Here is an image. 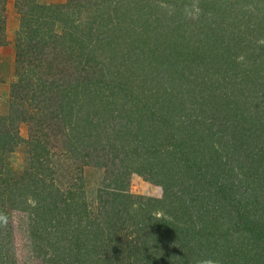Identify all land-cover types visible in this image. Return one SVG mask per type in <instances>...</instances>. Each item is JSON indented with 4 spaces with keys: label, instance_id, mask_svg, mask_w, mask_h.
<instances>
[{
    "label": "trees",
    "instance_id": "trees-1",
    "mask_svg": "<svg viewBox=\"0 0 264 264\" xmlns=\"http://www.w3.org/2000/svg\"><path fill=\"white\" fill-rule=\"evenodd\" d=\"M15 1L22 21L14 41L15 83L19 85L12 98L15 100L18 89L24 92L18 103L10 97V116L6 121L35 122L38 133L44 121H48V125H43L46 128L53 122L59 123L69 135L79 136L77 141L81 138L78 145L73 144L69 159L88 157L91 164L97 158V164L107 173L103 180L105 191L100 188L95 198L102 207H107L101 220L90 217L86 195H77L75 189L60 194V190L49 191L46 185L39 186L38 180L25 179L18 191L10 190L14 209L28 212L32 237L41 236L46 244L55 239L51 246L63 248L56 251L55 257L68 252L64 257L68 264H120L122 261L126 264L125 251L129 258L133 255L129 264H194L200 249H213L216 241L212 239L219 237V233L226 234L233 224L241 229L239 238L247 241L245 245H237L249 249L241 253L242 259L233 260L232 264H241L244 259L254 264L260 244L264 245V124L254 122L258 117L264 120V73H260L261 66H252L249 61L259 65L263 58H251L246 52L249 47L230 29V21H237L230 20L233 8L227 6L221 10L216 7L218 2L205 1L203 8L190 10L191 16L197 15L199 27L188 35L185 44L178 45L179 53L190 49L191 56L197 54L195 58L200 59L199 64L207 67L211 76L226 80L212 96L207 98L203 94L194 98V105L206 104L208 111L186 107L181 101L183 96L178 95L179 98L173 96L177 107L164 96L159 99V108L155 106L143 112L142 107H148L152 101L143 104L142 96L130 85L119 87L121 93L117 94L108 87L97 90L100 87L97 81L88 86L82 82L85 79H74L69 73L73 68L66 66L60 55L38 63L40 57L29 53L27 43L34 39L38 44L43 27H50L52 23L72 25L73 9L67 10L68 5H40L36 0ZM255 3L264 7V0H255ZM139 4L141 0L78 3L81 14L99 15L96 17L100 18L99 26H107L110 17L111 20L119 17L128 9L135 11ZM4 8V0H0V46L7 44ZM21 8L25 9L24 13ZM29 10L36 11L37 17ZM261 10L263 16L264 8ZM260 22L249 23L258 28L264 18ZM247 24L245 31L251 34ZM214 25L220 29L212 30L209 38L206 28ZM76 59L81 58L76 55ZM168 61L171 59L161 65H168ZM236 83H241V89L251 99L249 105L239 107L238 115L230 107L235 104L236 93L239 94ZM208 89L212 87L209 85ZM224 102L228 106L223 111ZM243 112L249 114L245 117ZM2 124V147L6 142L17 145L21 141L19 136L7 130L6 123ZM93 135L97 138L92 140L95 147L83 144ZM42 144L47 145L39 142L40 148ZM242 145L245 149L248 145L249 153L245 156L239 150ZM133 173L159 186L161 197L125 193L126 179ZM28 196L33 197V205L27 204ZM256 227L259 228L254 231ZM127 234L133 237H125ZM89 252L92 258L88 257ZM220 262L226 264L222 259Z\"/></svg>",
    "mask_w": 264,
    "mask_h": 264
},
{
    "label": "rangeland",
    "instance_id": "rangeland-1",
    "mask_svg": "<svg viewBox=\"0 0 264 264\" xmlns=\"http://www.w3.org/2000/svg\"><path fill=\"white\" fill-rule=\"evenodd\" d=\"M7 1L4 0L5 25L6 9L8 10V7H6ZM187 1L192 0H141V4L134 8L135 11L133 9L129 11L128 9L127 14L120 13L119 17L116 16L112 20L110 17V20H107V26L106 24L99 26L98 19L100 18H96L99 15L92 12L90 14L80 13L78 3L81 4L86 0H70L69 3L68 0H58V3H50V6L68 5L67 10L73 9L74 22L72 25L52 23L50 27H43L41 29L43 36L38 40V44L36 40H30V43H27V48L32 56L40 57L38 63H42L51 56L60 55V60L65 61L66 66L71 65L73 68L69 69V73L74 79L83 78L85 82H82L86 85L88 83V86L90 83H96L97 81L99 82L97 85L100 86L97 90H101V87L102 90L108 87L114 89L117 94L121 93L119 87L125 85L124 88H126L130 85L128 87L135 88L142 96L143 104L152 101V103L147 104L148 107H142L143 112H148V109H154L155 106L159 108L161 106L159 105V99L164 96L172 100V106L177 107L178 103L173 96L179 98L178 95L183 96L181 101L186 107H194L195 110H201L202 108L203 111H208L206 104H203V107L194 105V98H200L203 94L204 97H207V95L212 96L220 90L217 86L225 83L226 80L224 78L218 79L216 75L211 76L210 71L204 65L203 68L201 65L198 66L200 59L198 61L195 58L197 54L190 56L189 60L191 61L185 62V64L181 62L178 45L185 44L189 38L188 35L193 34L200 24L197 15H190V10L196 11L198 8H203L205 1L208 3L218 2L220 5L217 4L216 7L221 10L227 6L233 8L230 20L235 18L237 21H230V29L245 42V47H249L246 52L249 53L251 58H263L259 65H253V61H249V63L252 66H261L260 73H264V51L262 52L264 50V23L259 25L258 28L249 23L250 21L261 23L260 21L264 18V15L261 14L263 13L261 7H264L262 5L257 6L255 0H204L202 3L198 2L200 0H193L194 3H188ZM13 3L12 9L17 14L18 22V29L15 33V37H17L22 15L15 0H13ZM20 10L23 13L25 12L24 8ZM65 10L66 8H63V11ZM30 14L37 17L36 11H31ZM83 14L86 16L84 17ZM172 16H175L173 18L176 21L171 20L173 19ZM225 23L227 26L226 21ZM246 24L252 32L251 34L245 31ZM214 29L217 30L220 27L214 25L211 28H206L209 38L211 31ZM88 33L89 37L87 36ZM82 35L83 39H81ZM105 41H110L111 44H106ZM13 48L15 63L16 48L15 46ZM83 54H86L85 57H83ZM76 55L81 58L80 61L79 59L74 60ZM171 58L173 59L172 62L168 61L169 66L161 65L165 60ZM71 60L74 62H71ZM88 64L89 66H87ZM195 65L198 67H195ZM164 67L167 68L166 71ZM0 69L3 74L8 71L5 68ZM14 76L16 78L15 72ZM141 80L144 83H141ZM16 81L17 78L9 84L8 92L0 101V125L6 123L7 130L14 132L21 139L17 145L6 142L4 147H2L0 141V264H68V259L66 261L64 259L68 252L58 258L55 257L56 251L63 249H56L51 246L55 239L49 240L46 244L45 239L41 236L32 237L29 224L31 219L28 212L14 209L13 198L9 192L10 190L12 193L18 191L25 179L29 182L32 179L38 180L39 186L46 185L49 191L51 189L60 190V194H64L67 189H75L78 191L77 195H86L84 199L88 205L90 217L101 220L104 218L107 207H102L95 198L100 188L105 189L103 180H105L107 173L104 168L97 164V158L91 164L88 157L86 159L83 157L82 160L69 159L73 144L78 145L81 138L77 141L76 138L79 136L76 134L69 135L64 126L59 123L53 122L46 128L43 125H48V121H44V124L41 125L42 131L38 133V125L35 122L17 124V122L6 121L10 116V97L18 103L23 96L24 91L18 89L15 92V100L14 97L12 98L16 85H19L15 83ZM2 83H4V80L0 77V85ZM209 85L214 91L212 89L207 90ZM236 87L239 94L236 93L235 104L230 107L233 108L232 112L238 115L240 112L239 107L249 105L248 102L251 99L248 95H245L248 92L241 89V83H236ZM226 106L228 104L226 105L224 102L223 111ZM247 112H249V109ZM247 112H243L245 117L249 114ZM171 117L173 116L171 115ZM260 121L264 124L261 117L254 120V122ZM109 124L110 122H108ZM87 138L88 141H84L83 144H91L95 147L94 141L97 138L94 135ZM39 142H45L47 145L42 144L44 147L40 148ZM252 142L255 143V140H252ZM246 146V149L244 145L239 148V150H242L243 156L249 153L248 145ZM34 147H36V151L33 150ZM85 161L88 162L84 164ZM120 168L122 169V167ZM125 184H127L125 193L132 196L158 198L162 194L159 186L149 183L134 173L127 177ZM26 202L32 205L35 203L32 196H28ZM159 215L156 214L157 217ZM262 219L264 218L262 217ZM241 228L245 227L241 226ZM258 228L256 227L254 231ZM238 230H241L240 227L232 224L226 234L221 235L219 233V237L211 238L212 241H216V246L213 249L201 248L193 263L222 264L220 262L222 259L226 264H232L233 260L242 259L241 253H244L249 247H239L241 244L245 245L247 241L244 238H239ZM125 237L131 238L133 235L127 234ZM240 237H243V235ZM235 238L238 239L235 240ZM250 242L252 241H248V243ZM205 250L208 252L204 253ZM124 254L127 255L125 257L126 264L132 263L133 258L131 257L133 255L129 258L126 251ZM263 254L264 245L261 243L254 264H259V262L264 264ZM88 257L92 258L90 252ZM249 260L246 262L244 259L241 264H250L251 261ZM120 264H125V261Z\"/></svg>",
    "mask_w": 264,
    "mask_h": 264
},
{
    "label": "crops",
    "instance_id": "crops-1",
    "mask_svg": "<svg viewBox=\"0 0 264 264\" xmlns=\"http://www.w3.org/2000/svg\"><path fill=\"white\" fill-rule=\"evenodd\" d=\"M40 5H50V3H58V0H36ZM13 0H8L6 7H8L6 15V25H5V40L6 45L0 47V68H5L8 70L3 74L0 71V77L4 80V83L0 85V101L8 92L9 84L16 78L14 76V46L15 33L18 29L17 14L13 11ZM1 70V69H0Z\"/></svg>",
    "mask_w": 264,
    "mask_h": 264
},
{
    "label": "clouds",
    "instance_id": "clouds-1",
    "mask_svg": "<svg viewBox=\"0 0 264 264\" xmlns=\"http://www.w3.org/2000/svg\"><path fill=\"white\" fill-rule=\"evenodd\" d=\"M191 53H192V51L190 49H185L184 53H181V62L185 64V62L191 61V60H189L190 56H191ZM172 59L173 58H171V62H172ZM198 61H199V59H198ZM198 66H200V64ZM198 66L195 65V67H198ZM201 66L203 68V65H201Z\"/></svg>",
    "mask_w": 264,
    "mask_h": 264
}]
</instances>
